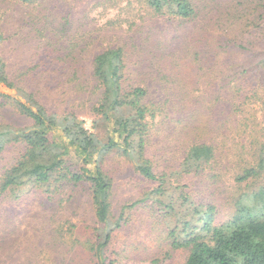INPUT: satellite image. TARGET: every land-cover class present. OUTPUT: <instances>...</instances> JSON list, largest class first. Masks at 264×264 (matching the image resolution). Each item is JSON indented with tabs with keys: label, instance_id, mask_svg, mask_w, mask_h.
<instances>
[{
	"label": "rangeland",
	"instance_id": "1",
	"mask_svg": "<svg viewBox=\"0 0 264 264\" xmlns=\"http://www.w3.org/2000/svg\"><path fill=\"white\" fill-rule=\"evenodd\" d=\"M195 2V18L184 22L151 14L140 0H0V53L16 82L34 91L49 112L76 113L99 145L123 143L113 123L93 110L102 89L92 75L94 57L121 45L127 51L125 88L145 86L146 99L155 103L147 157L155 172L167 174L161 203L129 206L158 185L134 168V160L118 151L104 165L112 178V211L116 218L124 212L125 219L108 250L114 264H183L188 250L164 241L170 228L182 236L188 221L200 232L195 205L212 208L213 225L227 222L253 206V191L264 186V173L238 179L264 152V0ZM226 38L245 48L223 49ZM133 113L131 106L119 112ZM0 121L32 125L1 104ZM200 142L214 146L213 162L180 173L189 147ZM8 153L1 172L12 162ZM182 191L190 201L179 198ZM164 202L175 205L168 215L159 210ZM70 223L88 229L83 238L106 228L96 220L88 185H69L56 195L30 187L0 193V264H96L61 238L58 226Z\"/></svg>",
	"mask_w": 264,
	"mask_h": 264
},
{
	"label": "trees",
	"instance_id": "2",
	"mask_svg": "<svg viewBox=\"0 0 264 264\" xmlns=\"http://www.w3.org/2000/svg\"><path fill=\"white\" fill-rule=\"evenodd\" d=\"M140 1L154 15L174 16L184 22L196 16L195 0ZM4 40L0 26V46ZM220 45L223 49L245 48L228 38L225 42L222 40ZM126 60V47L121 45L98 53L92 63V75L102 89L93 110L104 114L115 126V131L123 135V143L110 139L104 145H99L94 133L85 127L84 121L76 113L59 115L49 112L34 91L16 82L9 72L7 61L0 53V104L11 106L32 120V125L27 127H15L12 123L0 121V160L6 154L8 156L10 150L13 152L12 162L0 171V193L30 187L56 195L69 185H88L96 220L106 226L104 231L97 234L98 228H95L94 233L83 238L88 235V229L76 228L74 223L67 225L66 229L58 226L57 230L61 238L96 259V264L115 263L109 257L108 250L114 232L122 227L121 220L124 219V212L116 218L112 211V178L104 167L108 156L119 151L134 160V168L145 178L158 182L155 188L143 194L130 207L145 201L161 203L166 191L167 174L155 172L147 157L150 125L156 112L155 103L146 99L148 88L145 86H133L130 90L125 88ZM260 61L264 62V52ZM2 87L14 93L3 92ZM128 106L134 108L133 114H119L121 109ZM215 154L213 145L194 143L182 160L179 172H198L213 162ZM257 161L255 167L246 169L238 179L263 174L264 152ZM179 198L190 201L184 191ZM251 200L254 201L253 206L240 208L233 219L220 225L212 223V208H209V213L202 206L195 205L192 214L202 221L201 231H196L197 226L190 228V222L186 221L181 230L182 236L178 235V227H172L164 241H169L172 248L188 250L183 264H264V186L253 191ZM164 203L165 207L159 210L164 212L161 209H165L164 213L168 215V211L174 210L175 205ZM126 208L125 205L123 209ZM164 213L159 216L163 218ZM75 228L83 232L80 237L75 236Z\"/></svg>",
	"mask_w": 264,
	"mask_h": 264
}]
</instances>
